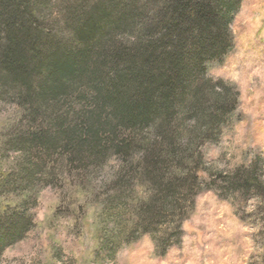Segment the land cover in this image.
<instances>
[{"label": "clouds", "instance_id": "1", "mask_svg": "<svg viewBox=\"0 0 264 264\" xmlns=\"http://www.w3.org/2000/svg\"><path fill=\"white\" fill-rule=\"evenodd\" d=\"M32 4L40 36L91 49L67 99L125 79L95 137L75 115L98 102L0 87V264H264V0Z\"/></svg>", "mask_w": 264, "mask_h": 264}, {"label": "trees", "instance_id": "2", "mask_svg": "<svg viewBox=\"0 0 264 264\" xmlns=\"http://www.w3.org/2000/svg\"><path fill=\"white\" fill-rule=\"evenodd\" d=\"M32 7V0H0V87L26 88L30 93L57 103L63 100L69 104V113L74 112L71 107L73 104L82 106L83 112V106L98 102L97 112L89 120L80 119V114L75 115L80 126L87 125L89 132L95 137L109 123L102 119L104 105L114 100L112 90L124 82L125 75L117 73L107 82L103 76L98 75L96 80L99 83L94 88L95 97L82 89L73 99H67L70 94L62 82L65 78L77 83L80 81L76 65L86 59L91 49L86 46L78 53L66 52L62 45L40 36L33 27L35 17L31 14ZM108 22L106 12L90 19L79 32L81 39L88 45L98 35L106 34ZM142 59L147 61V70L143 72L145 77L149 76L151 67L163 62L155 54L145 55ZM118 61L119 55L113 57V67ZM163 82L161 78L159 84ZM150 103V97L145 96L144 106L148 107ZM41 147L53 151L55 145L45 141ZM94 147H99L98 140Z\"/></svg>", "mask_w": 264, "mask_h": 264}]
</instances>
